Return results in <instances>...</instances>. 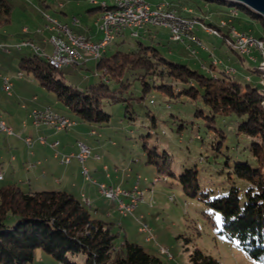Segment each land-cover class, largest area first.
<instances>
[{
	"label": "trees",
	"instance_id": "16d2710c",
	"mask_svg": "<svg viewBox=\"0 0 264 264\" xmlns=\"http://www.w3.org/2000/svg\"><path fill=\"white\" fill-rule=\"evenodd\" d=\"M165 1L181 14L178 5L193 8L191 3L205 4L210 0ZM217 1L236 5L250 17H261L243 4ZM103 2L104 7L114 6V0H102L99 2L102 13ZM13 7L11 0H0V25L11 22ZM194 18L220 28L221 37L228 39L232 47L229 29L222 31L219 26L223 18L218 23ZM258 37L264 40V36ZM259 54L260 62L263 57ZM216 64L213 61L210 65L213 70L203 72L189 63L168 58L153 44L138 40L127 50L117 49L112 56L100 58L97 69H102V78L84 89L59 78V69L37 53L23 56L18 66L20 71L33 74L39 84L53 92L81 121L89 123L110 121L111 114L104 110L105 101L126 102L125 116L135 112L133 103L124 94L136 82L141 84L143 97L158 90L168 100L201 101L210 113L198 108L195 117L207 118L204 125L208 132L213 130L215 154L226 156L229 176L243 178L246 186L243 190L232 186L227 194L211 197L209 192L201 190L198 168L169 174L179 180L189 195L200 196L219 211L222 232L261 260L254 264H264V84L261 82L264 69L260 64L248 68L247 83L242 84L235 77L236 68L217 69ZM148 114L155 126L156 116L150 111ZM158 156L155 146L148 149L147 162L160 164L163 169L170 158L161 162ZM119 227L115 221L96 215L84 200L65 190H32L20 183L0 187V264H27L35 259L38 249L62 264H165L158 253L132 241ZM78 254L84 255L82 262L74 259ZM190 258L194 264H223L198 248Z\"/></svg>",
	"mask_w": 264,
	"mask_h": 264
},
{
	"label": "rangeland",
	"instance_id": "374dc122",
	"mask_svg": "<svg viewBox=\"0 0 264 264\" xmlns=\"http://www.w3.org/2000/svg\"><path fill=\"white\" fill-rule=\"evenodd\" d=\"M11 1L14 7L11 22L8 24L15 25L18 29L27 27L31 32L36 31L45 24L43 12L60 17L66 16L59 10L62 8L59 6L60 3L65 5L69 16L74 15L78 20L90 19V22L95 23V27H97L96 21L99 14H102L101 4L99 5L102 0H97V2L90 0ZM81 1V6L77 5V2ZM150 1L153 4L157 3V0ZM180 1L181 3L188 2L186 0ZM207 2L210 5L201 2L200 4L197 2L191 3L194 12L184 13V16H196L205 21L214 18L217 23L221 18H231L233 24L244 30L250 29V32L252 30L254 34L251 33L254 36H264L263 17H250L236 5L222 4L217 0ZM217 7L220 8L218 11ZM105 9L106 7L103 8V12ZM233 9L238 11V15L231 14ZM209 15H212V17H209ZM225 28L230 30L228 26H222V31ZM221 35L222 33L220 36H212V39H216L218 42H223L224 39L226 45L224 44L221 48L215 49L214 53L210 55L209 51L213 50L215 40L206 41L209 45V51H207L205 59L211 56H215L217 59L227 58V52L236 58L243 55V59L238 60L239 64L237 65L238 68L236 67L235 77L240 83L246 84V77L250 72L248 68L260 64V62L252 60L248 55L240 53L233 46L231 47L229 42L226 41L228 39L221 37ZM123 37L116 38L115 41L112 40L108 44L105 53L102 52L98 56L85 59L80 64H70L58 68L59 78L68 84L84 89L89 84L98 82L102 78V69H97L100 58L112 56L117 49L127 50L135 46L138 40L143 41L145 44L155 45L165 56L172 60L186 62L192 67L205 71L201 64L196 66L191 59H195L197 54L195 52L184 54V46L179 44L180 41H175L170 37L167 28L148 25L140 29L139 35L136 36L132 35L130 29L127 28ZM33 42L40 48L44 46L37 37L34 38ZM46 50L47 53H51L52 47L47 46ZM257 51L255 50V56L260 55H256ZM35 53L37 52L31 47H24L23 51L20 52L21 56H31ZM181 56H184L186 60L182 61ZM44 58L46 59V57ZM0 60V64L9 65L8 59ZM18 61L19 58L14 63L15 70L18 69ZM217 69H221V66L219 65ZM14 73L15 71L9 73L12 79ZM18 81L27 84L25 93H21L24 99L23 101L18 100L17 92H15L13 98L9 97L10 99L15 100L18 104L24 102L28 106H51L55 111L64 113L76 121V124L70 129L57 131L56 137L62 141V147L72 148L80 140L91 147V154L84 164L89 168L92 179L96 177L95 168H98V171L112 174L110 182H116V184L125 188L131 189L138 182L139 188L143 190V198L139 203L143 207V220L153 228L155 238L151 241L146 240L145 233L138 230V222L133 216L134 214H130L127 218L132 222L126 223L124 227H119V229L123 232L127 231L132 241H137L146 249L158 253L165 264H194L190 255L197 248L206 254H211L223 264H254L261 261L251 256L237 241L228 238L222 232L219 211L212 208L200 196L189 195L179 180L169 174L170 171L180 174L186 168H198L201 190L209 192L211 197L227 194L232 186H237L241 190L246 186L247 182L243 178L229 176L228 167L225 164L226 156L215 154L212 146L213 130L208 132L204 125L207 118L195 117L194 113L198 108H203L206 114L210 113L201 101L191 102L184 98L168 100L158 90H153L152 93L143 97L141 84L136 82L131 90L124 94V97L133 103L135 112H130L128 116H125L126 102L110 103L105 101L104 110L111 114L110 121L107 123H89L81 121L75 114L70 112L68 107L58 100L53 92L39 84L33 74L23 72V77L15 79L16 83ZM262 81L264 82V78ZM16 88L18 89V87ZM3 91L7 94L5 90ZM12 91L14 92V88ZM34 96H37L38 99H33ZM149 111L156 116L157 124L155 126L151 124ZM93 129L95 133L92 132ZM154 146L159 153L158 160L163 162L170 158L169 164L163 169L160 164L147 162L148 149ZM164 153H167L170 157ZM75 162H78L80 170H69L68 177L76 179L79 186L83 182L86 183V181L87 185H95L92 180L84 179L85 175L82 173L83 163L78 161L77 158H74ZM166 175L168 178L164 179ZM9 177H11L10 173L5 180H0V187L11 182ZM115 177L119 178L115 179ZM155 177H161V180L155 181ZM27 183H22V186L26 189L30 186ZM31 187H35V183H32ZM53 188L69 190V188L62 185H55ZM98 191L100 192V190ZM69 192L82 199L80 196L81 190L78 187ZM96 193L99 195L98 192ZM103 195L101 194V196ZM104 197L107 201L115 202L117 205L116 200L105 195ZM161 247H166L171 257L169 254L161 253ZM74 259L82 262L84 255L78 254Z\"/></svg>",
	"mask_w": 264,
	"mask_h": 264
},
{
	"label": "crops",
	"instance_id": "0c3cea01",
	"mask_svg": "<svg viewBox=\"0 0 264 264\" xmlns=\"http://www.w3.org/2000/svg\"><path fill=\"white\" fill-rule=\"evenodd\" d=\"M159 1L160 0H157L156 2L158 3ZM81 4L82 1L77 2V5L81 6ZM178 4H181L180 1ZM205 4L210 5L209 3ZM59 6L62 7L59 10L66 16L60 17L51 13L50 14L54 17H57L61 21L68 23L69 26L72 27L71 29L73 31L85 34L92 41L100 40V38L102 37V31L98 26V22L101 17V13L99 14V17L96 21L97 27H95V23L90 22L89 18V20L83 19L79 20V22L77 23L74 22V15L69 16L67 14L65 5L63 3H60ZM177 7L179 8V12L181 14L194 12V8L188 6L187 4L183 5L181 8L180 5H178ZM219 9L220 8H218L217 11ZM231 13H236L238 15V11L235 9H233ZM209 17H212V15H209ZM208 21L215 22V19L209 18ZM121 36H125V33ZM189 36L199 37L201 43H195L194 39L190 38ZM212 36L216 35L209 33L203 27L198 25L195 27L194 31L191 34L185 36L187 38L184 42L179 43L184 46V54H186V52H195V54H197L195 59L191 58L192 61H194V64L196 66L201 64L207 72L213 70V68H210V65L215 59H217V57L214 56V58L213 56H211L210 58L205 59L206 53H208L207 51H209V45L208 43H206V41L209 42L210 40H215V44H213V50L209 51L210 55L211 53H214L215 49L221 48L222 46H224V44L226 45L224 39L223 42H218L216 39H212ZM35 37L40 39L41 43L45 46V48L44 46H42V48L46 49L47 46L52 47L51 43L48 40L49 31L39 33L37 32V30L31 32L29 28L28 31H25L24 27L22 29H18L17 26H13L12 24L0 25V59H2L3 61L5 58L8 59L10 65L0 64V117L5 119L16 132V134L14 135L0 133V175H2V178H0V180H5L7 175L10 173L11 177L9 178L11 182L8 184H22L28 182L27 184L30 185L29 188L32 190L54 189L53 186L62 185L66 186V188H69V190H65L69 192L70 190L73 191V188L78 187L79 190H81L80 196L82 197V200L89 199V206L96 215L111 219L115 221L120 227H124L126 223L129 224V222H132L127 218L129 215L122 216L117 209L116 203L107 201L104 195L101 196V191H98L100 190L98 189V182L119 185L116 184V182L109 181L112 179V174L109 172L106 173L104 171H98V168H95L96 177L94 179L96 180V182L93 181V184L95 185H87L86 181V183L83 182L79 186L76 179H71V177H68L67 175L69 170H80L78 162L74 163V158L76 159L77 157H74L69 163H66L62 160L64 155L77 153L79 151L78 143L72 148H67L65 146L62 147V141L56 137V132L62 130H55L54 128L45 125L40 127L34 126L30 117V112L32 107L35 108V106H28L24 102L20 103V101V104H18L15 100L9 98H13L15 92H17L18 100L21 99V101H23L24 97L21 93H25V89L27 87V84L24 82H15V79L23 77V71L19 70V66L18 69L15 70L16 68H14V63L18 60V58L20 60L23 57L21 56L20 52L23 51L24 48L17 49L14 45L16 42L23 39H31L32 41H34ZM118 39L120 38L118 37ZM188 46H191V48H188ZM193 49L195 51H193ZM171 53L173 54L172 51ZM256 53L258 55L259 51H257ZM227 56V58H220L219 60H221V62H218L216 66L220 65L222 68H226L227 66H229V68L233 67L232 69L236 67L238 68V60H242V55H239L238 59L233 55H229V53L227 52ZM181 57L182 58L180 59L182 61L186 60L184 56ZM14 71L15 75L13 76V80L9 73H12ZM20 72L22 73L21 75ZM4 77H9L13 81L12 89L14 88V92L12 91L11 94H6L3 91ZM16 87H18V89ZM33 99L37 100L38 97L34 96ZM92 132L95 133V130L93 129ZM28 135L32 136L34 139L32 145H28L24 140V137ZM40 136H44L46 138L45 143H42L38 140ZM81 142L82 140H80L79 143ZM77 160L80 161V159L78 158ZM118 178L119 177H115V179ZM84 179L88 180L86 179V177H84ZM32 183H35V187H31ZM96 192H98L99 195H97ZM142 209L143 207L141 206V204H139L135 209L133 216L135 217L138 215H143ZM125 233L127 234V231H125ZM55 260L56 259L51 254L47 253L43 249H38L35 254V259L27 264H59V262Z\"/></svg>",
	"mask_w": 264,
	"mask_h": 264
},
{
	"label": "built area",
	"instance_id": "2783aa9c",
	"mask_svg": "<svg viewBox=\"0 0 264 264\" xmlns=\"http://www.w3.org/2000/svg\"><path fill=\"white\" fill-rule=\"evenodd\" d=\"M122 1H127V9L125 12L114 14L102 13L99 19L98 26L102 31V37L100 38L102 40V47H89L85 42V34L68 33L64 22L60 19H58V25H50L49 16L53 15L48 12H43L46 22L43 27L37 29V32L43 33L45 31H49L48 40L52 45V52L47 53L46 49L42 47L40 49H33L31 46H28L27 43L23 42V40L18 41L14 46L17 49L31 47L33 50L43 52L45 57L56 58L61 67L70 64H79L81 63V59H89L94 54L104 52L109 44V40L122 37L121 34L117 32V23H126V25L134 30L136 35H139V30L148 25L161 26L159 18L150 17L149 7H156L158 4H165L166 6H169L168 2L165 0H161L157 4H153L150 0ZM73 19L74 22H78L76 17ZM220 22L223 23L224 26H228L233 33L238 34L239 44H241L243 48L250 53L253 60L258 61V56H255V50H259L263 57L262 61H264V42H258L254 40V36L250 31L238 28L232 23V19L223 18L220 20ZM161 27L167 28L170 32L171 38L175 41L184 42L187 38L180 37V30H172L169 26ZM24 30L28 31V28L24 27ZM189 37L193 38L191 36ZM188 48H191V46H188ZM193 51L195 50L193 49ZM21 74L22 73L20 72V75ZM12 87L13 81L4 77L3 89L8 94H11ZM30 117L34 126L40 127L45 125L54 128L55 130L70 129L76 123V121L70 116L57 112L50 106L33 108L30 112ZM1 132L7 135L16 134L15 131H11V126L2 124V118L0 117V133ZM24 140L28 145H32L34 142L33 137L30 135L25 136ZM38 140L42 143L46 142V138L44 136H40ZM78 146L79 151L77 153L64 155L62 160L66 163H69L74 157H77L83 163V174L85 175L86 179L96 182L95 179H92L89 168L84 164L85 160L91 154V147L89 145H83L82 143H78ZM0 178H2V175H0ZM164 179H166V177H164ZM154 180L159 181L161 180V177H155ZM98 185L102 194L117 201V209L122 216L134 214L135 209L138 207L140 201L143 198L141 189L138 186V182L131 189L120 185H108L106 183H99ZM171 198L173 197L171 196ZM84 202L88 205L90 204L89 199H84ZM135 218L138 222V230L145 233L146 240H153L155 238L153 228L143 220V215L135 216ZM160 250L161 253L169 254L171 257L166 247H161Z\"/></svg>",
	"mask_w": 264,
	"mask_h": 264
},
{
	"label": "bare ground",
	"instance_id": "6f19581e",
	"mask_svg": "<svg viewBox=\"0 0 264 264\" xmlns=\"http://www.w3.org/2000/svg\"><path fill=\"white\" fill-rule=\"evenodd\" d=\"M93 2H96L97 0H92ZM103 7L105 6V2L102 3ZM127 9V1H122V0H114V6L112 8L106 7V9L104 10L103 13L106 14H114V13H123L125 12ZM149 14L151 18H159L160 19V25L161 26H169L172 30H180V37H185L189 34H191L196 26H201L203 27L205 30H207L210 33L219 35L221 34V30L218 27H212L209 26L207 24H205L204 22H202L201 20H199L198 18H194V17H185L182 16L181 14L178 13L177 9L172 8L170 6H166L165 4H158L156 7H149ZM49 24L50 25H58V18L54 17V16H49ZM66 30L68 33L71 34H82V33H78L75 32L71 29V27L69 26L68 23L64 22ZM220 27L224 26L223 23L220 22ZM129 28L131 29V34L135 35L134 30L129 27L128 25H126V23H117V32L121 35H123L125 33V30ZM230 34H231V38L230 41L232 43V46L237 49L240 53L242 54H246L248 55L251 59V55L249 52H247L243 46L241 44H239V40H238V34L233 33L231 30ZM254 36V35H253ZM193 39L195 42L197 43H201L199 37L197 36H193ZM114 40L111 39L109 40V43ZM254 40L258 41V42H264L263 39L258 38L256 36H254ZM23 42L27 43L28 46H31L33 49H40V47L38 45H36L31 39H23ZM85 42L88 44L89 47H102V40L98 41V42H94L92 41L89 37H87L85 35ZM40 56H44L45 54L43 52H40L38 50H35ZM101 53H97L94 54L93 56H98ZM46 59L50 62V64L52 66H54V68H62L57 59L56 58H49L46 57ZM85 59H81V61H83ZM256 61V60H254ZM220 62V60L215 59L214 63H218ZM260 67L264 68V61H260ZM230 70H234L232 68H229ZM10 79L9 77H5ZM2 124L6 125V126H11L5 119L2 118ZM11 131H14L13 127L11 126ZM83 145H87L84 142H81ZM141 194L143 195V190H141Z\"/></svg>",
	"mask_w": 264,
	"mask_h": 264
},
{
	"label": "water",
	"instance_id": "95a60500",
	"mask_svg": "<svg viewBox=\"0 0 264 264\" xmlns=\"http://www.w3.org/2000/svg\"><path fill=\"white\" fill-rule=\"evenodd\" d=\"M235 3H240L259 14L264 18V0H230Z\"/></svg>",
	"mask_w": 264,
	"mask_h": 264
}]
</instances>
